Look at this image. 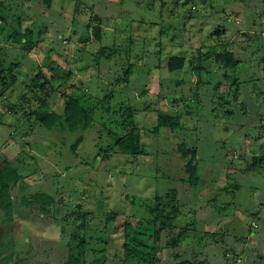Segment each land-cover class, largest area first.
I'll return each mask as SVG.
<instances>
[{"label":"rangeland","instance_id":"374dc122","mask_svg":"<svg viewBox=\"0 0 264 264\" xmlns=\"http://www.w3.org/2000/svg\"><path fill=\"white\" fill-rule=\"evenodd\" d=\"M23 3L28 14L23 30H35L36 18L47 30L34 31L29 58L18 43L0 42L3 56L22 63L16 67L19 82L0 97V167L8 164L22 176L12 190L14 221L4 225L7 216L0 208V264H67L69 246L76 242L71 230L82 223L80 235L92 238L88 264H124L126 221L139 217L131 234L143 232L141 217H150L156 198L174 189L181 202L176 227L190 224V230L178 248L164 232L158 264L186 259L264 264V160L247 169L254 156L264 155V36L241 33L253 16L262 19L257 16L264 0H54L50 9L42 0ZM95 16L101 18L102 40L93 34ZM224 45L245 59V66L232 71L207 57L212 47L222 51ZM173 56L186 58L184 69L168 70ZM202 57L211 58V65ZM198 62L204 69L195 88L190 82L197 80ZM50 64L72 77L63 85L55 70L54 87L61 88L44 109L60 113L66 97L84 92L94 107L87 128L49 129L38 120L48 95L31 93L26 85L39 68L50 77ZM128 107L134 109L144 153L115 149L104 159ZM156 109L179 111L183 127L154 131ZM81 135L84 141L75 146ZM180 142L196 147L197 186L186 181ZM37 192L54 197L48 215L38 204L32 211L24 208L22 199ZM67 210L82 212V219L72 222L75 214L68 216ZM110 212L118 213L115 221H107ZM142 258L125 264H149Z\"/></svg>","mask_w":264,"mask_h":264},{"label":"trees","instance_id":"16d2710c","mask_svg":"<svg viewBox=\"0 0 264 264\" xmlns=\"http://www.w3.org/2000/svg\"><path fill=\"white\" fill-rule=\"evenodd\" d=\"M24 0H0V42L4 41L7 43H18L16 44L19 46V48L25 53L24 56L26 58H29L30 52L36 45L32 39V35L40 34L42 32L43 27L46 28V25L37 23V18L35 20V30L32 27H27L26 30H23V25L25 21L27 20L28 14L24 11L26 6L25 3H23ZM37 1V0H36ZM39 1V0H38ZM44 5L47 9H50L53 6L54 0H42ZM189 2L190 0H186ZM78 4L75 5V7ZM25 6V7H24ZM262 16V19H259V21L255 20L254 16L252 17V25L248 28H245L241 30V33L244 35H247L249 38L257 37L258 35L264 36V11L257 16L258 18ZM11 21L15 24L12 26L11 30L9 28V23ZM96 21H100L101 18L99 16H95L93 18ZM76 20V19H74ZM76 26V24H75ZM90 23H87V28L89 29ZM176 28V27H175ZM9 30L10 32L7 36H4V32L6 30ZM93 34L95 35L96 39L102 40L103 37V31L101 23H97L93 25ZM219 34V32H218ZM4 39V40H2ZM261 50L264 51V46H261ZM106 49V48H105ZM105 49L102 50V52H105ZM211 53V54H210ZM210 53H208L207 57H211V59L214 64L217 65V67H225L228 70L236 71L237 69H240L242 67V60L245 62V59H239L240 56L237 55V53L233 50H230L229 48L224 45V48L222 51H218V48L212 47ZM24 58V59H26ZM203 61H206L211 65V61L209 59H206L202 57ZM201 61V60H200ZM21 62H12L8 60V57L3 56V54L0 52V97L6 96V94L13 89V87L19 82V74L20 72L16 70V67H21ZM186 65V58L184 56H173L170 57L168 60V70L170 72H174L177 70L184 69ZM203 64L201 62H198L195 65V78H197L196 81L192 80L190 83H195L193 86L198 87L202 83L201 75L204 68L202 66ZM213 65V64H212ZM245 66V65H244ZM51 70L54 71V73L51 74L49 77L48 74H46L43 70V68H39V71L34 73V76L32 79H30L29 84L26 85V87H29L28 91L31 93H35L38 95V92L40 91L42 94V91L45 90V94L48 95L40 105L41 107L39 110H37V116L38 120L47 128L52 129L54 126L56 129H67L66 125H68L69 129L71 131H77L81 128H87L91 125L94 117V107L93 103H89V98L85 96L83 93L75 92L73 95H70L69 97H66L63 111L62 112H54L50 109H44V107L49 106V100L53 96L59 92V89L61 87H54V81H55V70L61 71V75L58 76L59 79H61L63 82V85L66 84L70 78L72 77V72H70L67 69H63L61 66H54V64H50ZM199 71V74H198ZM199 75L200 77H196ZM193 76V77H194ZM228 76V74H227ZM239 81V80H238ZM63 87V86H62ZM231 91V89H230ZM40 95V94H39ZM91 105V107H90ZM129 114H127L128 110L125 111V116L121 120V130L116 133L115 141L112 146H109L107 149H105L104 159H109L115 149L117 150L116 153H125V154H141L144 153L143 145H141V135L139 127L137 126L136 119L133 117V111L134 109L132 107H128ZM158 124L155 127L154 131H157L161 128H169L172 131L180 129L182 126L181 116L180 112L177 110H171L172 112H175V114L164 111V110H158ZM61 127V128H60ZM84 141V135H81L78 137L75 146H78ZM182 142V141H181ZM179 143V151L183 154V157L186 158V165H185V171L187 173V180L191 183L192 186H197V184L200 181L201 178V171L199 164L197 162L198 160V153L196 150V147H187L185 146L184 142ZM253 163L247 167V169L254 168L257 166V164L260 162V160H264V155L260 156L256 155L254 156ZM22 179V176L20 172H18V169H15L14 167L9 166L8 164L5 167H0V208L5 212L7 216V220H4V225L10 222L14 221V202L12 198V190ZM168 196H170L168 198ZM54 197L43 193V192H37L32 194L29 197H25L22 199L23 205L25 210L32 211L33 206L36 204L40 205L41 211L48 215L50 212V209H48V204L53 203ZM79 206V205H78ZM66 208V205L64 206ZM181 202L179 198V192L177 189L169 190L167 194L165 195V198L163 197H157L155 205L151 208V216L150 217H141L142 220L146 222V225L144 227V231L139 232V230H136L137 233L131 234V227L134 223H136L138 220H140L139 217L132 216L129 220L126 221V228H125V242L123 244L124 248V259L123 262L127 263L131 259H135L138 256H142L140 262H145L149 264H158L156 255L161 250L160 242L162 239V236L164 232H169V234L174 237L169 243H171L174 248L180 247V242L183 240L186 236L188 231L190 230V224H187L184 227H181L180 230H178V227H176V220L178 219V215L181 212ZM76 209H79L76 207ZM76 210L71 212H68L69 215L73 216V221L81 220L82 219V212L79 215L74 213ZM22 214H25L24 211H19ZM74 213V214H72ZM118 213L117 212H110L107 215V221H115L117 218ZM68 217H63L64 220H67L68 224L70 225L72 222L69 220ZM92 219V218H91ZM90 219V220H91ZM86 225V223H82L77 226L76 229L71 230V237L74 238L75 244L72 243L69 246V253H68V259L67 264H88V254L86 255L87 246H89L90 241L92 238L90 236H81L79 233V228H82ZM79 227V228H78ZM2 228V227H0ZM14 231V230H12ZM178 231V232H177ZM177 232V233H176ZM210 235H217L218 233L221 235H226V231L223 232H212L207 231ZM42 236V235H39ZM43 237V236H42ZM1 242V241H0ZM2 243V242H1ZM90 250V248L88 249ZM189 254V253H187ZM186 256V255H182ZM180 257V256H178ZM188 258V257H186ZM182 260V259H181ZM193 260V259H192ZM106 261V259H104ZM9 262V261H8ZM96 260H92L91 264H95ZM105 263V262H104ZM124 263V264H125ZM179 264H193L192 261H189L188 259L182 260L179 262Z\"/></svg>","mask_w":264,"mask_h":264},{"label":"crops","instance_id":"0c3cea01","mask_svg":"<svg viewBox=\"0 0 264 264\" xmlns=\"http://www.w3.org/2000/svg\"><path fill=\"white\" fill-rule=\"evenodd\" d=\"M1 227V226H0ZM208 231H211V230H208ZM49 235L47 234V236H44V237H48Z\"/></svg>","mask_w":264,"mask_h":264}]
</instances>
